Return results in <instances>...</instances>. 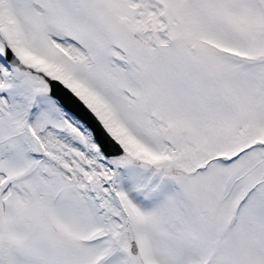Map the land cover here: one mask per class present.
Segmentation results:
<instances>
[{
    "label": "snow or ice",
    "instance_id": "1",
    "mask_svg": "<svg viewBox=\"0 0 264 264\" xmlns=\"http://www.w3.org/2000/svg\"><path fill=\"white\" fill-rule=\"evenodd\" d=\"M0 264H264V0H0Z\"/></svg>",
    "mask_w": 264,
    "mask_h": 264
}]
</instances>
